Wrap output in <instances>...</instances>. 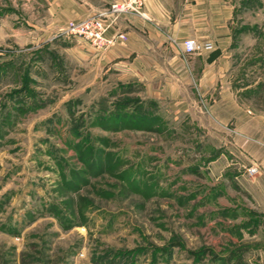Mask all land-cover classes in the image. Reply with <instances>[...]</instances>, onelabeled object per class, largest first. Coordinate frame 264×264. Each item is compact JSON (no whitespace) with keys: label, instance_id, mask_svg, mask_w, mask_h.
<instances>
[{"label":"rangeland","instance_id":"rangeland-1","mask_svg":"<svg viewBox=\"0 0 264 264\" xmlns=\"http://www.w3.org/2000/svg\"><path fill=\"white\" fill-rule=\"evenodd\" d=\"M52 1L0 0V264H264L259 166L99 66ZM239 9L264 28V0Z\"/></svg>","mask_w":264,"mask_h":264},{"label":"crops","instance_id":"crops-1","mask_svg":"<svg viewBox=\"0 0 264 264\" xmlns=\"http://www.w3.org/2000/svg\"><path fill=\"white\" fill-rule=\"evenodd\" d=\"M113 1L54 0L55 27L108 16ZM247 1L146 0L145 16L122 14L106 32L125 33L126 40L105 50L91 46L92 58L102 68L114 69L122 82L144 84L150 98L167 99L185 111L194 103L201 117H211L213 129L227 131L235 163L258 165L264 179V59L257 54L264 28L236 27L239 4ZM186 38L202 47L185 53ZM244 52V58L254 54L247 60L239 57Z\"/></svg>","mask_w":264,"mask_h":264},{"label":"built area","instance_id":"built-area-1","mask_svg":"<svg viewBox=\"0 0 264 264\" xmlns=\"http://www.w3.org/2000/svg\"><path fill=\"white\" fill-rule=\"evenodd\" d=\"M146 0H116L109 5L108 16L94 15L78 20H69L65 27L68 34L77 35L88 41L90 45L98 50L108 49L117 41H125V33H117L116 35L107 36L106 32L111 23L118 19L120 15L126 13H135L145 16L143 5ZM202 47L194 38H186L182 41V49L185 53H192ZM258 172L256 165L247 168L249 175Z\"/></svg>","mask_w":264,"mask_h":264},{"label":"trees","instance_id":"trees-1","mask_svg":"<svg viewBox=\"0 0 264 264\" xmlns=\"http://www.w3.org/2000/svg\"><path fill=\"white\" fill-rule=\"evenodd\" d=\"M136 111H139V109L137 108V109H134L133 111H131L132 113H135ZM141 111V110H140ZM142 113H144V114H147L146 112H144V111H142ZM149 114V113H148Z\"/></svg>","mask_w":264,"mask_h":264}]
</instances>
